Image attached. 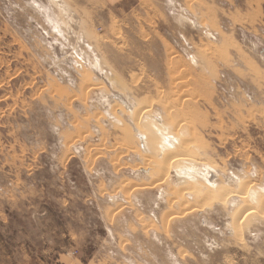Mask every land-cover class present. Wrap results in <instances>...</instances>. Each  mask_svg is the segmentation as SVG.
I'll return each instance as SVG.
<instances>
[{"label":"rangeland","instance_id":"obj_1","mask_svg":"<svg viewBox=\"0 0 264 264\" xmlns=\"http://www.w3.org/2000/svg\"><path fill=\"white\" fill-rule=\"evenodd\" d=\"M0 264H264V0H0Z\"/></svg>","mask_w":264,"mask_h":264},{"label":"bare ground","instance_id":"obj_2","mask_svg":"<svg viewBox=\"0 0 264 264\" xmlns=\"http://www.w3.org/2000/svg\"><path fill=\"white\" fill-rule=\"evenodd\" d=\"M143 108H144V107H143ZM145 108H146V107H145ZM168 109H169V108H168ZM143 110H145V109H143ZM143 110H142V111H143ZM142 111L140 112V115H142ZM131 112L134 113L133 110H131ZM136 112H137V110H135V113H136ZM166 112H167V111H166ZM138 113H139V110H138ZM168 113H169V112H168ZM131 115H132V114H131ZM133 115H134V114H133ZM133 115H132V116H133ZM136 115H137V114H136ZM136 115H134V116H136ZM138 116H139V115H137L136 117H138ZM141 117H143V116H141ZM139 119H140V117H139ZM143 119H144V118H142V120H143ZM134 120H135V121H138L136 118H135ZM139 122H141V121H139ZM139 122H137V123H139ZM135 123H136V122H135ZM137 123H136V125L139 126V124H137ZM138 126H137V127H138ZM176 128H177V127H176ZM177 129H178V128H177ZM175 131H176V130H175ZM190 132H191V131H190ZM175 133H176V132H175ZM156 134H157V133H156ZM186 135H187V134H186ZM191 136H192V135H191ZM163 137H165V136H163ZM178 137H180V138L182 139L181 136H178ZM176 138H177V136H176ZM151 139H152V138H151ZM152 140H153V139H152ZM170 140H171L170 143L172 142L173 144H176V141H174V139H173V140L170 139ZM175 140H176V139H175ZM188 140H189V141H188ZM145 141H147V143H148V145H149L148 139H145ZM180 141H181V140H180ZM180 141H179V142H180ZM157 142H159V141L157 140ZM182 142L184 143V141H182ZM186 142H187V143H186ZM186 142H185V143H186L187 146H188L189 144H191V139H189V138L187 139V138H186ZM157 144H158V143H157ZM164 144H165V143H164ZM164 144H163V145H164ZM168 144H169V141H168ZM173 144H171L170 146H173ZM181 144H182V143H181ZM158 145H159V144H158ZM178 145H179V143H178ZM154 146H155V145H154ZM164 146H165V145H164ZM170 146H169V145L167 146V147H168V150H171L172 148H174V147L171 148ZM184 146H185V144L183 145V148H182V149H184V150L187 149L186 147L184 148ZM189 146H190V145H189ZM189 146H188V147H189ZM159 147H161V146L159 145ZM180 147H181V146H180ZM152 148H153V147H152ZM169 148H170V149H169ZM163 149L165 150V148H163ZM180 149H181V148H180ZM190 149H191V147H190ZM160 150H162V149H160ZM166 150H167V148H166ZM162 151H163V150H162ZM173 151H174V149H173ZM178 151H179V148H178ZM178 151H177V152L174 151V154H175V153H178V154H176V155L171 154V155H173L172 158H171L170 155H167V157H169V158L166 157V159H165L164 157H162V158L165 159V160H163V162H164V166H161V167H162V172H165V169L163 170V168L166 167L167 165H168V167L170 166V167H169V169H170L172 165H170L169 163H172V164H173V163H174V160H175V163H177L178 161H180V162H181V161H184V160L186 161V159L188 160V159H190L189 157L192 156L191 154H190V155L188 154L189 157H187V155H186V154H187V153H186V150L183 151L184 153H181V154H180V151H179V152H178ZM181 151H182V150H181ZM188 151H189V150L187 149V152H188ZM171 152H172V151H171ZM172 153H173V152H172ZM147 154H148V153H147ZM159 154H160V153H159ZM148 155H149V154H148ZM148 155H147V158H148ZM150 155H153V154H150ZM163 156H164V155H163ZM165 156H166V155H165ZM149 157H150V156H149ZM160 157H161V156H160ZM145 158H146V157H145ZM147 158H146V159H147ZM153 158H154V157H153ZM170 158H171V159H170ZM148 159H150V160H148V161H151V160L153 161V160H154V159H151V158H148ZM155 159H156V157H155ZM143 160H144V158H143ZM169 160H170V162H169ZM146 161H147V160H146ZM152 161H151V162H152ZM154 161H155V160H154ZM156 161H157V160H156ZM156 161H155V162H156ZM115 164H116V163H115ZM147 164H148V163H147ZM147 164H146L145 166H147ZM156 164H157V163H156ZM159 164H160V163H159ZM149 165H151V166H148V167H152V164L149 163ZM160 165H161V164H160ZM162 165H163V164H162ZM132 166H133V165H132ZM134 166H135V165H134ZM134 166H133V167H134ZM136 166H138V165H136ZM148 167H147V168H148ZM153 167H155V166H153ZM172 167H173V166H172ZM167 169H168V168H167ZM169 169H168V170H169ZM145 170H146V168H145ZM158 170H159V169H158ZM160 170H161V169H160ZM160 170H159V172H160ZM168 170H166V171H168ZM152 172H153V171H152ZM159 172H158V173H159ZM180 172H184V173L187 174L188 171L185 170V169H181ZM160 173H161V172H160ZM165 173H167V172H165ZM153 174H154V173H153ZM155 174H156V173H155ZM164 175L166 176V174H164ZM153 176H154V175H153ZM157 177H158V176H157ZM157 177H156V178H157ZM159 177H164V176H163V174H160ZM177 177H178V176H177ZM180 178H181V177H180ZM180 178H179V179H180ZM188 178H191V177L189 176ZM154 180H155V178H154ZM154 180H153V181H154ZM156 181H157V180H156ZM156 181H155V182H156ZM163 181H164V180H163ZM163 181H162V182H163ZM222 181H223V180H222ZM222 181H221V182H222ZM155 182H152V183L155 184ZM158 182H160V180L157 181V183H158ZM197 182H198V181H197ZM200 183H201V182H199V184H200ZM123 184H124V183H123ZM149 184H150V183H149ZM190 184H191V183H190ZM190 184H189V185H190ZM194 184H196V183H194ZM197 184H198V183H197ZM202 184H203V183H202ZM220 184H221V183H220ZM204 185H205V184H204ZM206 185H208V184H206ZM227 185H228V184H227ZM229 185H230V184H229ZM136 186H137V185H136ZM187 186H188V185H187ZM192 186H193V185H192ZM219 186H220V185H219ZM241 186H242V185H241ZM194 187H195V186H194ZM197 187L199 188V185H198ZM225 187L227 188L226 184H225ZM181 188H184V189H185V187H181ZM188 188H189V187H188ZM188 188H187V189H188ZM191 188H192V187H191ZM220 188H222V187H220ZM229 188H230V187H229ZM246 188H247V187H246ZM192 189H194V188H192ZM208 189H209V188L207 187V190H208ZM213 189H214V188H213ZM213 189H212V190H213ZM230 189H231V188H230ZM233 189H234V188H233ZM236 189H237V188H236ZM236 189H234V190H236ZM239 189L241 190L242 188H239ZM185 190H186V189H185ZM189 190H191V189L189 188ZM189 190H187V191H189ZM215 190H216V189H215ZM218 190H219V189H218ZM231 190H232V189H231ZM249 190H250V188H249ZM191 191H192V190H191ZM197 191H199V190H197ZM210 191H211V189H210ZM216 191H217V190H216ZM228 191H229V190H227V191L225 192V191H222V189H221L219 195H221V197H224L223 199H227V198L229 199V198H231L233 201H235V200H236V195H237V193L234 194V193H232V191H229V192H228ZM236 191H238V189H237ZM241 191H243V190H241ZM247 191H248V190H247ZM180 192H182V191H180ZM180 192H179V193H180ZM201 192H202V191H201ZM203 192L205 193V191H203ZM206 192L208 193V191H206ZM211 192H212V191H211ZM218 192H219V191H218ZM239 192H240V191H239ZM254 192H256V190H251V193H252V194H254ZM190 193H192V192H189L188 194L190 195ZM194 193H195V192H194ZM196 193H197V192H196ZM196 193H195V194H196ZM204 193H203V194H204ZM209 193H210V192H209ZM209 193H208V196H209V197H210L211 195H214V197H215V195L218 196L217 193H216V194H210V195H209ZM213 193H214V192H213ZM199 194H202V193L199 192ZM248 194H249V193L246 192V190H244L242 193L239 194V195L241 196L242 201H243V200H246ZM256 194H258V193H256ZM256 194H255V195H256ZM182 195H183V194H182ZM195 196H196V195H195ZM195 196H194V197H195ZM202 196H204V195H202ZM237 196H238V195H237ZM184 197H185V196H184ZM197 197H200V198H202V200H203V197L198 196V195H197ZM214 197H213V198H214ZM213 198H212V199H213ZM218 198H219L220 200H222L220 197H218ZM252 198H253V197H252ZM196 199H197V198H196ZM212 199H211V200H212ZM258 199H259V198H258ZM185 200H186V198H185ZM198 200H199V199H198ZM202 200H199V201L202 203ZM250 200H251V199H250ZM252 200H254V199H252ZM183 201H184V200H183ZM183 201H182L181 203H184V205H185V202H183ZM199 201H198V203H199ZM242 201H241V202H242ZM246 201H248V200H246ZM259 201H260V200H259ZM178 202H179V201H178ZM192 202H193V201H192ZM239 202H240V201H239ZM243 202H244V201H243ZM201 203H200V204H201ZM202 204H203V205H200L201 208H203L204 205H205L204 203H202ZM245 204H247V202H245ZM245 204H244V205H245ZM249 204H250V203H249ZM249 204H248V205H249ZM194 205H196V204H194ZM250 205H251V204H250ZM181 206H182V204H181ZM185 206H186V205H185ZM187 206H188V205H187ZM196 206H197V205H196ZM196 206H195V207H196ZM245 206H246V205H245ZM245 206H244V207H245ZM182 207H183V206H182ZM198 207H199V206H197V208H198ZM244 207H242L243 209L241 208V209L239 210L240 212H241V210H243V213L241 212L242 214L239 215V217L241 216V219H240L239 223L242 222V220H243L247 215H249V214H251V213L253 212V210H252V206H251V209H248L247 211H245L246 209H245ZM246 207H247V206H246ZM187 208H188V207H187ZM190 208L192 209V208H194V207H193V206L190 207V205H189V208H188V209H190ZM199 208H200V207H199ZM199 208H198V209H199ZM194 209H195V208H194ZM254 209H256V208H254ZM237 211H238V210H237ZM183 212H185V210H184ZM238 213H239V212H238ZM239 217H238V218H239ZM238 225H239V224H238ZM237 227L240 228L241 226L239 225V226H237ZM237 227H236V228H237ZM236 233H237V232H236ZM236 236H237V235H236ZM239 236H240V234H239Z\"/></svg>","mask_w":264,"mask_h":264}]
</instances>
